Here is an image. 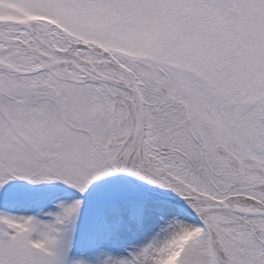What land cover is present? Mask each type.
Returning <instances> with one entry per match:
<instances>
[{"label": "snow or ice", "instance_id": "1", "mask_svg": "<svg viewBox=\"0 0 264 264\" xmlns=\"http://www.w3.org/2000/svg\"><path fill=\"white\" fill-rule=\"evenodd\" d=\"M0 264H264V0H0Z\"/></svg>", "mask_w": 264, "mask_h": 264}]
</instances>
